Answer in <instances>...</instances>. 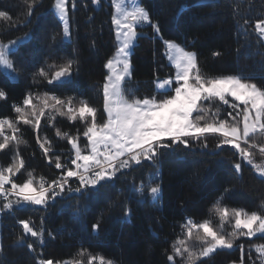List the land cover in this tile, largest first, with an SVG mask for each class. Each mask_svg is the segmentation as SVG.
<instances>
[{"label":"trees","instance_id":"1","mask_svg":"<svg viewBox=\"0 0 264 264\" xmlns=\"http://www.w3.org/2000/svg\"><path fill=\"white\" fill-rule=\"evenodd\" d=\"M144 6L159 20L164 39L177 41L186 49L195 51L202 70L210 75L243 74L253 75V82L264 85V44L258 43L254 31L257 20L264 18V0H212L214 6H198L202 0H143ZM54 0H38L33 15L27 17L25 0H0V11L8 13L10 20L0 18V41L7 43L23 37L26 33L32 39L20 46L14 59L19 72L18 80L10 82L0 78V88L7 93L0 100V118L14 119L13 105L21 103L29 92L57 94L64 98L74 96L87 100L90 105L102 112V84L107 75L105 64L117 49L114 26L111 23L113 8L111 0H101L99 8L91 0H77L75 9L68 4L71 26V39L63 37L62 24L53 7ZM239 6L238 8L234 6ZM183 6L186 11L177 16V8ZM30 19V23L23 21ZM247 19L250 24L247 34L241 27ZM143 34L137 40L132 53V79L127 87L135 91L138 97L152 96L156 92L155 82L172 76L173 68L165 55L163 41L154 38L150 27L142 29ZM56 34L55 41L50 37ZM213 51L222 53L219 57ZM77 61L78 70H74L70 83L60 86L49 85L46 80L33 74L41 67L54 71L49 65L61 64L67 59ZM221 113L233 111L227 106ZM98 118H100L98 112ZM22 138L27 142L19 145L20 158L25 161L16 182L26 179L32 171L38 180L43 176L51 180L60 175V170L50 164L37 143V134L31 126L22 122L17 124ZM57 130L69 135L80 134L83 146L84 124L71 121L67 117L57 116L52 122H46L39 131L41 138L51 142L50 156L60 155L62 161L70 158L71 145ZM11 131L10 129L8 132ZM215 137L209 138L210 147L191 152L177 151L165 156L160 165L163 194L156 203H138L128 200L132 209L131 217L125 219L123 207L113 206V200L123 202L130 196L129 187L148 182L151 168H136L127 177L120 176L114 184L100 192H93L81 200L82 215L73 216L77 198L72 200L57 197L49 202L47 210L41 206H29L13 215H0V264H36L37 257L75 261L88 264L89 254L102 255L114 264H169L167 254L177 237L183 238L180 225L185 218L191 217L203 221L209 217L213 202L221 196L225 188L231 191L224 196V204L229 208H243L246 211L257 210L264 200V179L256 175L251 165L244 163L242 172L237 175L231 163L238 159L235 150L226 146L221 155H212L211 145ZM2 140V137H0ZM16 146L0 151V167H7L13 161ZM103 213L99 233L92 230ZM31 217L32 221L46 229L44 245L37 246L35 253L26 245L15 246L18 235L23 234L17 218ZM218 222V217H214ZM52 233V237L47 232ZM54 237V238H53ZM32 242L35 238H26ZM192 244V241H189ZM86 249L83 257L78 253ZM167 250V251H166ZM240 249H218L212 256L205 258L204 264H232L240 262ZM248 255L244 250V257ZM179 260V257H177ZM252 260H245L249 264ZM93 264H98L94 261Z\"/></svg>","mask_w":264,"mask_h":264},{"label":"snow or ice","instance_id":"2","mask_svg":"<svg viewBox=\"0 0 264 264\" xmlns=\"http://www.w3.org/2000/svg\"><path fill=\"white\" fill-rule=\"evenodd\" d=\"M25 3L28 9L26 15L31 17L38 0H25ZM91 3L99 5L101 0H91ZM111 3L115 9L111 23L115 26L118 48L115 57L105 64L109 71L101 86L102 112L87 100L74 96L61 98L47 92H29L22 104L13 105L16 114L14 119L0 118V151L9 149L13 144L17 149L12 163L0 167V215L15 216L29 206H41L47 210L50 201L54 203L57 197L72 200L75 194L77 198L70 207L73 208V216L79 217L82 215V199L112 186L118 174L127 177L136 168L147 165L151 168L149 181H142L140 185L133 182L129 187V197L123 202L113 200L110 203V207H123L127 219L132 215V209L128 207L129 199H135L138 203H156L162 199L163 184L159 173L165 156L195 149H200L203 155V150L210 147V137H215L211 145L212 155H221L226 146L235 150L238 159L231 163L235 174L239 175L242 165L246 163L264 179V142H261L264 141V85L253 82L256 79L253 75H210L204 72L196 52L186 50L185 46L174 40L164 39L159 20L153 19L143 0H111ZM68 4L69 0H54L53 4L62 24L64 39L71 38ZM71 6L75 9L77 0H71ZM198 6L214 5L212 0H202ZM185 11L183 6L178 7L177 16L183 15ZM0 18L11 19L4 11H0ZM30 22V19L23 21L25 24ZM249 24V20L243 21L241 27L245 34ZM146 26L152 29L154 38L163 41L165 55L175 73L156 80L154 95L138 97L133 89L127 87L132 75L130 55L141 37L138 29ZM254 31L258 35V43H264V19L255 22ZM31 39L32 36L26 33L7 43L0 41V78L10 82L18 80V74L23 69L16 66L14 57L18 55L20 46ZM50 39L55 41L56 34H52ZM212 55L219 57L222 53L213 51ZM49 68L55 70L49 72L41 67L34 73V82L39 77L49 85L60 86L70 83L74 70H78L77 61L71 58L58 65L53 63ZM6 98L7 93L0 88V100ZM223 106L233 110L227 112V117L221 115L226 110ZM57 116L82 122V135L86 143L81 145L79 133L69 135L57 130V135L63 136L71 145L70 158L65 157L62 161L60 155L50 156L51 142L46 136L41 138L38 134L37 143L49 163H54L55 168L61 170L60 175L50 181L43 176L37 180L34 173L28 171L26 179L16 182L13 177L25 169L19 145L27 143L21 135H17L21 131L17 124L22 122L39 133L41 118H46L50 123ZM5 127L11 130L12 135H4ZM257 152L261 157L259 162L256 159ZM73 180L76 181L75 186L71 183ZM230 191V188H225L213 202L208 218L203 221L185 218L180 225L183 238L177 237L171 245V253L167 254L169 264H204L205 258L212 256L218 249L235 247L241 252L240 264H245L244 244H238L237 241L241 237L264 240V200L257 210L250 212L243 208H229L223 201L225 194ZM214 217H218V222L214 221ZM102 219L103 213L91 225L93 231L99 233ZM17 223L22 226L23 234L17 236L15 246L26 245L29 251L35 253L37 246L44 245L46 229L43 220L40 226L31 217L17 218ZM225 225H231V231H227ZM29 235L35 240L28 242L26 238ZM47 235L52 237L50 231ZM253 249L258 254L256 259L264 264V243L251 244L249 252ZM86 252V249H82L78 255L83 257ZM94 261H98V264H114L102 255L89 254L88 264ZM36 264L82 262L54 261L42 258L41 253Z\"/></svg>","mask_w":264,"mask_h":264},{"label":"rangeland","instance_id":"3","mask_svg":"<svg viewBox=\"0 0 264 264\" xmlns=\"http://www.w3.org/2000/svg\"><path fill=\"white\" fill-rule=\"evenodd\" d=\"M112 4V3H111ZM101 4H99V6H100ZM99 6L97 7V8H99ZM112 8H113V13L115 12V9H114V7L112 6ZM68 14H69V12H68ZM58 18V17H57ZM264 19V18H263ZM69 23H70V20H69ZM114 26V25H113ZM147 27V26H146ZM146 27H144V28H146ZM143 29V28H142ZM142 29H138V31L141 33V35L143 34V32H142ZM116 30H115V26H114V32H115ZM70 32H71V26H70ZM71 39V38H70ZM70 39H65L66 41H70ZM115 39H116V36H115ZM177 42V41H176ZM116 43H117V48H118V42L116 41ZM136 43H137V41H136ZM178 43V42H177ZM178 44H180V43H178ZM264 44V43H263ZM183 46V45H182ZM134 50V49H133ZM133 50H132V53H133ZM186 50H188V49H186ZM116 51H117V49H116ZM116 51H115V53H114V55L110 58V59H113L114 57H115V55H116ZM188 51H191V50H188ZM193 52H195V51H193ZM132 54L130 55V62H131V65H132ZM168 59V58H167ZM168 63H169V65L173 68V72L175 73V69H174V67L170 64V62H169V60H168ZM132 67H133V65H132ZM108 69L106 68V72H107V74H108ZM131 72H132V75H131V79H132V76H133V69H131ZM174 75V74H173ZM130 79V80H131ZM49 95H51V94H49ZM229 99H231V98H229ZM34 103H37V101H35L34 100ZM242 107V106H241ZM99 119V118H98ZM46 122H47V120L45 119V118H41V127H42V125H45L46 124ZM27 126V125H26ZM9 129L7 128V127H5V129H4V135H6V132L8 131ZM36 134L38 135V133H37V131H36ZM261 142H264V141H261ZM70 150H68V151H66V152H69ZM68 154H70V153H68ZM256 159H257V162H259L260 161V159H261V157L259 156V154H258V152H257V156H256ZM256 173V172H255ZM18 175H19V173H17L16 174V176L15 177H13V179L14 180H16L17 181V179H18ZM256 175H258L257 173H256ZM259 176V175H258ZM39 180V179H38ZM71 183H72V185L73 186H75V184H76V181L75 180H73V181H71ZM6 187H10V185H7ZM51 202V201H50ZM0 203H2V201H0ZM233 223H234V221H233ZM225 228H226V230L227 231H231V225H225ZM259 235V234H258ZM237 243L239 244V243H243L244 244V250H245V252H247V254L248 255H246L245 257H244V261L246 260V258H247V260H248V258H249V255H251V257H252V261H250V263L249 264H253V262H255V264H260V262H259V260L258 259H256V257H257V253H255V251H254V249L251 251V252H249V248H250V245L251 244H260V243H264V240H260V239H257L256 237H252L251 238V240H249V238L248 237H241L240 238V240L239 241H237ZM237 249H239L238 247H236ZM240 258H241V253H240ZM232 264H240V262H238V263H232Z\"/></svg>","mask_w":264,"mask_h":264},{"label":"built area","instance_id":"4","mask_svg":"<svg viewBox=\"0 0 264 264\" xmlns=\"http://www.w3.org/2000/svg\"><path fill=\"white\" fill-rule=\"evenodd\" d=\"M51 95H56V96H57V94H55V93H53V94H51ZM22 101H23V99L21 100V103H17V104H22ZM45 119H46V118H45ZM18 134H20V133H17V135H18ZM6 135H9V136H10V135H12V132H11V131H9V132L7 131V132H6ZM68 153H70V151H69ZM60 171H61V170H60Z\"/></svg>","mask_w":264,"mask_h":264},{"label":"water","instance_id":"5","mask_svg":"<svg viewBox=\"0 0 264 264\" xmlns=\"http://www.w3.org/2000/svg\"><path fill=\"white\" fill-rule=\"evenodd\" d=\"M99 5H96V7H98Z\"/></svg>","mask_w":264,"mask_h":264}]
</instances>
